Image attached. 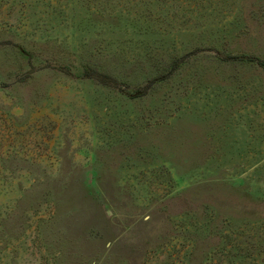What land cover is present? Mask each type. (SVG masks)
Returning <instances> with one entry per match:
<instances>
[{"label":"rangeland","instance_id":"374dc122","mask_svg":"<svg viewBox=\"0 0 264 264\" xmlns=\"http://www.w3.org/2000/svg\"><path fill=\"white\" fill-rule=\"evenodd\" d=\"M0 264H264V0H0Z\"/></svg>","mask_w":264,"mask_h":264},{"label":"trees","instance_id":"16d2710c","mask_svg":"<svg viewBox=\"0 0 264 264\" xmlns=\"http://www.w3.org/2000/svg\"><path fill=\"white\" fill-rule=\"evenodd\" d=\"M143 256H144V255H143ZM130 261H131L130 258H126L124 262H125V263H130Z\"/></svg>","mask_w":264,"mask_h":264},{"label":"water","instance_id":"95a60500","mask_svg":"<svg viewBox=\"0 0 264 264\" xmlns=\"http://www.w3.org/2000/svg\"><path fill=\"white\" fill-rule=\"evenodd\" d=\"M242 59H246V58H242Z\"/></svg>","mask_w":264,"mask_h":264}]
</instances>
